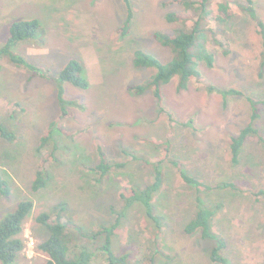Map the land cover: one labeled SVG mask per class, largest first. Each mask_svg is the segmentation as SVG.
I'll return each instance as SVG.
<instances>
[{
  "label": "rangeland",
  "instance_id": "rangeland-1",
  "mask_svg": "<svg viewBox=\"0 0 264 264\" xmlns=\"http://www.w3.org/2000/svg\"><path fill=\"white\" fill-rule=\"evenodd\" d=\"M169 1L131 0L134 18L129 33L122 34L119 29L127 18L124 0H0V47L14 21L40 20L44 30L40 39L21 42L13 51L49 75L33 74L0 56V123L17 134L14 141L0 135V168L12 190L10 197L0 193V223L20 201L34 202L23 233L26 248L11 264H46L48 255L39 245L50 232L36 218L53 212L60 203H67V217L85 231L120 221L113 235L114 251L132 264H222L211 258L216 241L185 231L198 210V197L221 203L214 229L227 240L230 264H264V197L257 199L254 194L264 188V105L257 122L260 135L249 136L238 164L232 161L230 146L232 136L251 121L250 99H264L262 37L255 22L238 7L244 0H230L236 14L216 29L224 46L210 36L215 67L201 63L200 71L208 84L238 88L243 94L228 96L226 103L222 93L211 92L196 78L187 89L178 90L179 77H175L164 86L167 111L161 115L152 90L137 94L128 86L145 82L156 72L134 66L137 49L165 62L175 56L155 36L157 31L174 33L183 26L166 19L168 12L183 9L176 3L167 5ZM254 1L264 20V0ZM73 58L83 62L90 86L65 83L66 97L75 104L68 107L72 115L64 119L56 76ZM54 120L60 163L49 166L47 186L35 191L44 154L38 147ZM154 142L160 143L158 147ZM99 146L111 159L124 158L122 149L129 148L151 161L166 155L169 148L171 157L206 185L231 181L244 191L230 187L198 191L174 164L166 162L165 181L153 200L160 216L156 223L143 203L126 209L120 196L126 188L151 184L153 165L134 160L97 183V173L89 167L100 160ZM72 231L75 243L93 246L79 230ZM104 240L105 236L99 243ZM102 260L99 256L95 264ZM0 264L7 263L0 260Z\"/></svg>",
  "mask_w": 264,
  "mask_h": 264
},
{
  "label": "trees",
  "instance_id": "trees-1",
  "mask_svg": "<svg viewBox=\"0 0 264 264\" xmlns=\"http://www.w3.org/2000/svg\"><path fill=\"white\" fill-rule=\"evenodd\" d=\"M124 2L127 8V18L119 31L122 34H128L131 21L134 18V10L131 0H124ZM173 3L181 5L183 9L168 12L166 19L169 22L181 23L183 26L174 33L157 31L155 36L158 42L164 47L170 48L175 56L170 61L165 62L148 51L137 49L134 53V66L137 68H153L156 72L147 81L132 83L128 86L130 91L137 94H144L146 91L152 90L160 106L161 115L167 111L164 104V86L169 84L175 77H179L178 90L187 89L190 82L195 78L208 84L202 76L200 64L205 63L209 68L215 67L216 56L208 47L210 36H213L214 41L223 47V40L216 29L224 27L236 14L235 7L230 0H170L166 4ZM238 7L255 22L258 33L262 37V59L264 64V20L260 17L254 0L239 2ZM42 33H44V30L38 19L14 21L10 26L6 43L0 47V56L8 57L17 66L29 68L33 74L49 76L48 73L42 72L39 67L30 63L26 57L13 51V48L21 42L40 39ZM56 80L58 82L57 97L62 110L61 117L66 119L72 115V112L68 111V107L74 105L75 101L66 97L65 83L70 82L77 87L88 88L90 81L83 62L77 58L71 59L65 65L59 75L56 76ZM208 85L211 92L217 89L218 92L222 93L226 103L228 96L243 94L242 90L238 88L220 89L212 84ZM250 102L252 106L251 121L245 125L239 134L233 135L230 142L232 161L235 164L240 162L242 148L249 136L260 135L257 122L261 118L264 99H250ZM168 114L172 120V114L170 112ZM56 124L57 120L50 123L38 147V151L44 154L40 160L37 176L33 183L35 191L47 186L50 180L49 166L60 163V146L55 137ZM168 134L171 137L173 130ZM0 135L10 141L17 139V134L4 123H0ZM159 144L156 143L155 145ZM122 151L124 158L111 159L102 146L97 148L100 160L89 167L97 173L95 182L102 183L112 170L125 169L134 160L143 159L152 164L153 182L147 186L134 185L131 188H126L121 191L120 196L125 202L126 209L131 208L137 202L143 203L148 217L156 223L160 222V216L156 213L153 200L160 192L165 181L166 162L174 164L177 173L187 183L195 185L198 191L201 187L207 190H213L216 187H230L237 191H244L240 185L231 181H223L217 185H206L197 177L188 174L183 169L180 161L171 157L169 148L166 149V155L158 157L155 161H151L145 156H139L129 148H123ZM0 193L5 197H10L12 193L9 181L4 177L1 168ZM254 194L257 199L264 197V188L254 192ZM210 202L203 197H198V210L185 226V231L189 234L199 232L203 239L216 241V245L211 251L212 260L222 264H230L226 255L227 240L214 229V218L221 208V203L212 202L210 204ZM67 206V203H60L53 212H42L36 218V221L47 227L50 232L49 237L39 245V248L48 255L46 264H95L99 256L103 258L100 264H132L126 255L121 256L114 251L113 235L120 225V221L112 227L101 225L98 231H85L67 217ZM33 208L34 202L32 200H22L0 223V260L4 263H15L18 254L25 250L26 240L23 233L26 221ZM120 217H122L121 214L119 219ZM76 229L84 237L91 240L93 246L75 243L72 230ZM103 236H105V240L99 243Z\"/></svg>",
  "mask_w": 264,
  "mask_h": 264
}]
</instances>
